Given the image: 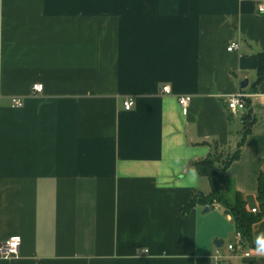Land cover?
Segmentation results:
<instances>
[{
    "label": "crops",
    "instance_id": "crops-1",
    "mask_svg": "<svg viewBox=\"0 0 264 264\" xmlns=\"http://www.w3.org/2000/svg\"><path fill=\"white\" fill-rule=\"evenodd\" d=\"M261 5L0 0V243L22 239L0 264H212L216 248L221 264H264ZM238 91L249 94L244 111L227 104ZM248 113L223 191L260 219L233 253L224 206H185L211 192L193 162L233 150Z\"/></svg>",
    "mask_w": 264,
    "mask_h": 264
},
{
    "label": "trees",
    "instance_id": "trees-1",
    "mask_svg": "<svg viewBox=\"0 0 264 264\" xmlns=\"http://www.w3.org/2000/svg\"><path fill=\"white\" fill-rule=\"evenodd\" d=\"M258 58L259 64L257 68L256 84L264 79V52H260ZM248 104L249 101L247 99V109L249 107ZM243 120L245 121L243 136L233 150L226 154L215 153L204 159L193 162L192 166L198 174L209 179L211 192L208 195H199V197L194 198L185 207L189 208L196 204L211 206L215 202L220 203L225 207L226 211L232 215L237 231L241 232L244 240H250L252 237V226L260 217L254 215L252 211L247 209L246 202L241 193L237 192L234 200L229 201L223 191V184L227 177V168L232 162L240 158L245 137L250 132L251 125L254 123V118L250 113L244 116ZM258 197L261 204L264 205V193L262 190L259 191Z\"/></svg>",
    "mask_w": 264,
    "mask_h": 264
},
{
    "label": "built area",
    "instance_id": "built-area-1",
    "mask_svg": "<svg viewBox=\"0 0 264 264\" xmlns=\"http://www.w3.org/2000/svg\"><path fill=\"white\" fill-rule=\"evenodd\" d=\"M260 11H264V5H261L259 7ZM239 43L233 42L227 49L228 51H233L236 49H239ZM44 89L43 83H35L32 86V92L33 94L37 95L41 93ZM163 92L165 93H171L170 86H164ZM249 94L243 91H238L234 94H231L227 98V104L228 107L232 110H241L244 111L247 109V98ZM134 99L128 98L125 99L123 104L124 108L127 110H130L134 106ZM190 103V97L189 96H181L179 98V104L183 110L184 113L188 112ZM24 104V99L22 97H14L12 100V106L14 107H21ZM257 209L253 208L252 212H256ZM237 239L235 242L228 244V249L235 253L239 248L242 247L244 238L241 234V232H236ZM22 244V239L20 236L11 237L3 242L0 243V258H12V257H19L20 255V248ZM245 256H250L249 252H245ZM224 257L222 251L220 248H216L214 255H213V262L212 264H221V260ZM38 264V263H36Z\"/></svg>",
    "mask_w": 264,
    "mask_h": 264
},
{
    "label": "water",
    "instance_id": "water-1",
    "mask_svg": "<svg viewBox=\"0 0 264 264\" xmlns=\"http://www.w3.org/2000/svg\"><path fill=\"white\" fill-rule=\"evenodd\" d=\"M247 85H248V80H247V79L244 80V81L241 83V86H242V87H246ZM209 209H210L209 206H206L205 210L208 211Z\"/></svg>",
    "mask_w": 264,
    "mask_h": 264
}]
</instances>
